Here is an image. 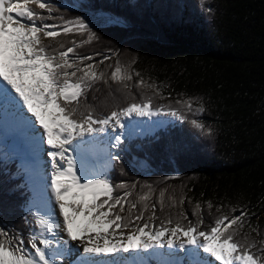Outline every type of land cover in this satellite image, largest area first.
Segmentation results:
<instances>
[{"label":"trees","instance_id":"1","mask_svg":"<svg viewBox=\"0 0 264 264\" xmlns=\"http://www.w3.org/2000/svg\"><path fill=\"white\" fill-rule=\"evenodd\" d=\"M51 1L69 4H54L58 9L54 16L83 18L98 37L77 53L92 56L86 63H96L109 83L96 84L82 100V110L90 105L97 116L107 115L132 102V96L139 101L142 94L154 95L152 89L135 87L141 78L169 98L156 97L154 104L188 96L203 99L206 111L197 117L189 114V119L201 121L212 135L187 121L171 120L153 135L123 143L119 163L113 161L107 172L113 185L129 187L117 188L113 195L131 191L129 199L134 201L148 191L145 185H151L149 204L166 190L163 212L157 204L162 218L169 214L175 218L180 210L168 207V197L178 201L184 196L183 211L193 222L196 203L203 207L205 226L220 215L217 207L228 215H239L230 211L232 207L244 208L252 226L264 231V0ZM57 39L68 47L71 39L79 42L82 37ZM43 42L56 45L53 40ZM101 60L103 64L98 63ZM117 61L133 74L131 95L110 80ZM16 168V162L0 167V224L26 236L28 192L21 189ZM207 202L213 205L212 215ZM243 231L250 233V228ZM251 238L260 239L255 233Z\"/></svg>","mask_w":264,"mask_h":264},{"label":"snow or ice","instance_id":"2","mask_svg":"<svg viewBox=\"0 0 264 264\" xmlns=\"http://www.w3.org/2000/svg\"><path fill=\"white\" fill-rule=\"evenodd\" d=\"M57 11L50 0H0V108L29 130L34 144L46 143L51 166L44 186L50 197L32 201L24 217L27 235L0 224V264H65L64 257L77 250L69 245L77 241L89 257H101L81 260L80 264H127L123 258L115 259L117 254L149 252L165 246L169 250L192 249L196 254L202 250L207 254L203 264H264V231L259 225L252 226L244 208L232 207L230 211H239V215H228L222 206L217 207L220 215L205 226L200 203L194 205L192 215L197 219L193 222L183 211L186 197L177 201L170 196L168 207L180 210L175 218L171 214L162 218L157 215V204L163 212L166 190H161L158 200L149 204L154 193L151 185H145L148 191L133 201L129 199L131 191L113 195L115 189H127L128 185H113L106 174L89 175L82 161L86 150L96 143L97 134H105L109 147L119 149L134 117L187 121L208 136L212 129L198 119H189V114L197 117L206 111L201 97L154 104L156 97L169 98L142 78L135 87L152 89L154 95L142 94L139 101L132 96V102L107 115L97 116L90 105L82 110L87 93L98 83L108 84L109 79L96 63H86L93 60L92 56L77 53L78 48L98 39L89 24L83 18L56 17L53 14ZM54 19L63 22H45ZM61 36L82 39H71V46L66 47L57 39ZM45 39L56 41V45L45 44ZM135 75L139 77L140 73ZM110 80L131 95L133 74L119 61ZM113 161L119 163L118 151L107 152L105 167H112ZM207 208L212 215L211 202H207ZM245 227L250 228V233L243 231ZM251 233L260 239L251 238Z\"/></svg>","mask_w":264,"mask_h":264},{"label":"rangeland","instance_id":"3","mask_svg":"<svg viewBox=\"0 0 264 264\" xmlns=\"http://www.w3.org/2000/svg\"><path fill=\"white\" fill-rule=\"evenodd\" d=\"M145 119H148V118L146 117L145 118H140V117L133 118V121H135L136 124L127 130L128 133L124 140L125 142L129 140L131 141V139L137 140L138 138L144 137L146 133H148L147 135H153L156 129L160 127H164L167 124V121H169L171 118L153 117L147 123H145ZM109 131L111 132V130ZM97 138H99L97 143L92 145V146H95L97 149L94 151L92 149L90 150L89 148L87 149L88 151L86 150L85 152L87 153L89 151H92L94 154L93 156L96 159V161L93 164H91V166L89 167V175L102 176L106 174L107 177L109 178L107 170L110 167L109 168L105 167V164L107 161V152L109 148L108 147L106 148L103 146L104 145L103 141L105 140L103 139L102 134H97ZM1 141L4 142L3 139ZM44 144H45V148H44L45 152L43 154L45 156V153H48V146L46 145V143ZM98 145H100L101 147L100 149H98ZM135 148L139 149L140 146L136 145ZM22 150L24 151V153ZM26 150H27V147L22 145V143L20 144L6 143V145L1 146V142H0V167H2L3 165H6L7 161L9 163H12L14 159L20 161V158L17 157L18 153L20 152L21 154L22 153L26 154L27 152ZM24 159H26L25 156H24ZM47 161H45V163H42V166L38 168H36L37 165L35 163L26 165V163L22 164L21 161L19 162L17 166V168L21 170L20 176L22 177V179L19 182L20 187L21 189H24L28 192L26 196L28 200V203L25 208L26 215H28V208L31 206V203L34 199L38 200L42 196L44 199H47L48 197H50V191L47 192L46 194L44 192V186L48 182L49 177H50V169L47 168L48 167ZM30 167H32V169H30ZM142 168H145L144 164H142ZM57 213H58V208H57ZM69 247H72V246L69 245ZM81 251H82L81 253H84L82 249ZM168 252H170V250L167 249V246H165L164 249H153V250H149V252H138L137 254H134V256H137L136 264H203L204 259L207 258V254H204L202 250L198 254L195 253L194 258L197 260L192 258L193 252H191L190 249L179 250V253H177V254H180L178 256V259L172 255H168L167 254ZM82 256H86V255H82ZM124 256H125V259H128V262L130 261L132 263L128 254H124ZM69 259L71 260V255ZM65 260L67 261V256L64 257V261ZM69 261L67 263H69Z\"/></svg>","mask_w":264,"mask_h":264},{"label":"bare ground","instance_id":"4","mask_svg":"<svg viewBox=\"0 0 264 264\" xmlns=\"http://www.w3.org/2000/svg\"><path fill=\"white\" fill-rule=\"evenodd\" d=\"M3 102H1L0 104H2ZM2 108H0L1 110ZM141 122V121H140ZM139 122V123H140ZM25 129H27L21 122H19L18 120H15L11 115H9L8 112H0V132L4 134L3 140L7 137H9V144L10 143H16V144H20L22 142V144L27 147V149L29 150V154H21L20 152L18 153L17 157L20 158V161L23 163H26V165H29L28 159L31 158H35L36 161H38L37 163V167H41L42 163H45V161L47 160V156H44V148H45V144L41 143L39 146H37L36 144L33 143L32 139H31V134L28 131L27 133L24 134ZM2 138L0 139V142L2 143ZM99 140V138H97V141ZM96 141V143H97ZM95 143V144H96ZM6 145V144H5ZM17 149V148H16ZM13 152V151H11ZM33 152V153H31ZM31 153V154H30ZM17 154V153H16ZM86 154L90 155L91 151L87 152ZM24 156L26 157V159H24ZM88 160H84L83 163L85 164V162ZM78 163L80 164V161H78ZM47 164V163H46ZM49 165V163H48ZM36 166V165H34ZM30 169H32V167H30ZM61 236L63 238H66V236H64L63 233H61ZM72 248L77 249L76 251H73L70 255H71V260L69 259L70 255L67 256V261L65 260V264L69 261V263L67 264H80L81 260H85V259H101V257H89L87 254L85 253H81V249L82 247L80 246V242H72L71 244ZM191 252H193V254L195 255L194 250L190 249ZM174 252L179 253V250H174ZM124 254H128L130 257V260L133 262L137 256H134V254L137 253H123V254H117V256L115 257V259L119 260L121 258L125 259ZM131 254V255H130ZM82 255H86V256H82ZM122 256V257H121ZM103 259H108V257H103ZM112 259V258H110Z\"/></svg>","mask_w":264,"mask_h":264}]
</instances>
